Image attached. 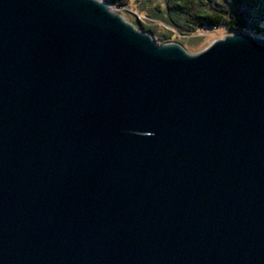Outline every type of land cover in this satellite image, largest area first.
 I'll return each mask as SVG.
<instances>
[{
	"label": "water",
	"instance_id": "95a60500",
	"mask_svg": "<svg viewBox=\"0 0 264 264\" xmlns=\"http://www.w3.org/2000/svg\"><path fill=\"white\" fill-rule=\"evenodd\" d=\"M0 264H264V37L0 0Z\"/></svg>",
	"mask_w": 264,
	"mask_h": 264
},
{
	"label": "rangeland",
	"instance_id": "374dc122",
	"mask_svg": "<svg viewBox=\"0 0 264 264\" xmlns=\"http://www.w3.org/2000/svg\"><path fill=\"white\" fill-rule=\"evenodd\" d=\"M247 2H252L253 5ZM112 5L115 12L134 23L138 29L144 32L151 29L150 33L159 43H164L161 40L163 37L171 36L170 42H179L192 53L204 50L213 41L223 38L232 31L229 26L201 28L197 32L180 31L174 24L184 21L187 11L195 12L197 9L216 13L248 11L249 19L264 27V0H126L121 5Z\"/></svg>",
	"mask_w": 264,
	"mask_h": 264
},
{
	"label": "trees",
	"instance_id": "16d2710c",
	"mask_svg": "<svg viewBox=\"0 0 264 264\" xmlns=\"http://www.w3.org/2000/svg\"><path fill=\"white\" fill-rule=\"evenodd\" d=\"M111 4H119L121 5L123 1L126 0H107ZM251 6L252 2H247ZM180 6L184 7L182 4ZM185 12V11H184ZM186 19L181 22H177L174 25L179 28L180 31H195L197 32L201 28H213V27H223L229 26L230 31L234 32H250L258 36H264V27L261 25L252 22L249 19L250 13L248 11L245 12H237L233 13L232 11L228 12H210L208 10L197 9L195 12L186 13ZM146 32H152L151 29L146 30ZM164 43L171 41V36L163 37L161 39Z\"/></svg>",
	"mask_w": 264,
	"mask_h": 264
},
{
	"label": "bare ground",
	"instance_id": "6f19581e",
	"mask_svg": "<svg viewBox=\"0 0 264 264\" xmlns=\"http://www.w3.org/2000/svg\"><path fill=\"white\" fill-rule=\"evenodd\" d=\"M162 44H164V43H162Z\"/></svg>",
	"mask_w": 264,
	"mask_h": 264
}]
</instances>
